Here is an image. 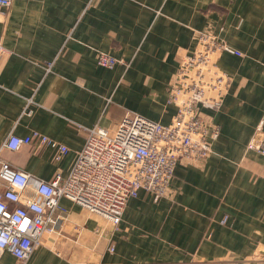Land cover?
Segmentation results:
<instances>
[{"label":"crops","instance_id":"obj_1","mask_svg":"<svg viewBox=\"0 0 264 264\" xmlns=\"http://www.w3.org/2000/svg\"><path fill=\"white\" fill-rule=\"evenodd\" d=\"M12 2L0 8L7 52L0 55V145L9 134L37 131L70 154L59 165L50 147L2 157L46 182L58 169L66 177L82 150L86 135L77 126L112 131L131 113L171 122L167 89L179 53L193 52L196 31L242 53L218 61L232 78L221 108L200 109L206 125L220 128L204 162L177 164L157 202L140 191L117 232L61 199L55 232L43 236L25 264H264V157L247 150L261 122L264 143V0ZM98 52L129 67L102 68ZM0 264L19 263L4 253Z\"/></svg>","mask_w":264,"mask_h":264},{"label":"built area","instance_id":"obj_2","mask_svg":"<svg viewBox=\"0 0 264 264\" xmlns=\"http://www.w3.org/2000/svg\"><path fill=\"white\" fill-rule=\"evenodd\" d=\"M12 1L0 0V8L11 7ZM194 42L191 54L179 53L178 68L167 89V104L175 108L171 122L162 126L131 113L112 131L77 126V132L86 136L66 177L58 169L50 182L43 181L12 166L2 154L21 147H50L59 165L70 154L67 146L37 131L24 137L9 134L0 145V258L9 253L25 264L43 236L55 232L61 221L58 214L63 213L61 199L102 217L117 232L127 202L140 191L157 202L165 197L177 164H198L210 156V144L220 128L206 125L200 109L213 112L221 108L232 78L218 68V61L223 55L242 58V53L207 31H196ZM4 53L0 37V55ZM96 64L105 69L129 67L122 58L103 52L97 53ZM44 65L49 72L51 63ZM261 125L247 150L264 157Z\"/></svg>","mask_w":264,"mask_h":264}]
</instances>
